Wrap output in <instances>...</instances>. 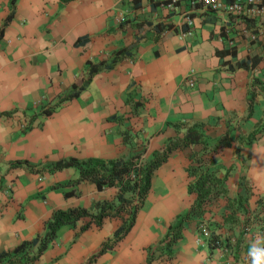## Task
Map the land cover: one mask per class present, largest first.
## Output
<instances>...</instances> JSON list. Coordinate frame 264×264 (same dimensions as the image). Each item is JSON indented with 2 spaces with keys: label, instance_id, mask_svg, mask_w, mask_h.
<instances>
[{
  "label": "crops",
  "instance_id": "1",
  "mask_svg": "<svg viewBox=\"0 0 264 264\" xmlns=\"http://www.w3.org/2000/svg\"><path fill=\"white\" fill-rule=\"evenodd\" d=\"M121 49L128 55L112 62ZM88 64L102 67L85 83ZM253 79L264 82V23L195 0H0V251L44 234L54 211L115 199L117 189L75 184L76 169L49 165L146 161L182 135L177 125L196 124L207 145L224 136L230 145L210 155L203 144L176 150L122 239L99 253L121 220L79 231L84 219L61 226L29 264H264V233L253 222L264 213V93L256 89L249 113ZM195 155L209 159L226 193L183 222L167 255L169 227L196 200L186 171ZM239 196L244 214L231 224L229 202Z\"/></svg>",
  "mask_w": 264,
  "mask_h": 264
},
{
  "label": "trees",
  "instance_id": "2",
  "mask_svg": "<svg viewBox=\"0 0 264 264\" xmlns=\"http://www.w3.org/2000/svg\"><path fill=\"white\" fill-rule=\"evenodd\" d=\"M70 1V0H61ZM169 0H164L168 3ZM128 55L127 51L121 49L113 54L112 62L119 60ZM102 66L88 64V74L85 80L87 83L91 76L98 71ZM83 85L79 87L81 89ZM253 90L247 99V107L251 112L252 103L256 89L260 93H264V82L258 79L251 81ZM76 91L72 92L67 98L74 97ZM45 115L51 113L50 110L42 111ZM177 132L182 133L181 136L168 140L164 147L152 153L150 159L144 161L141 159V154L130 156L126 160L116 159L108 162L100 160H89L87 162H78L74 159L59 161L48 166V171H58L64 168H74L78 171V177L73 182L75 184L91 181L99 190L104 188H115L117 193L115 199L104 200L93 205L91 210L80 207L69 208L67 210L54 211L51 218L45 223V233L37 236L31 241H23L16 247L10 250L0 251V264H29L35 261L41 253L47 248V245L56 237V233L63 225L73 227L78 221L87 219L79 231H84L91 225L100 227L106 218H119L121 225L114 231L110 240L104 242L99 253L109 249L117 241L122 239L124 235L132 227L137 211L143 206L147 194L151 188V180L154 172L165 163L168 158L176 151L187 148L192 145L203 144V155L216 152L219 148L230 145L229 139L224 136L218 141L209 146L203 140V133L198 125H177ZM183 131V132H181ZM204 141V142H203ZM208 158L202 156L193 157L191 164L187 167L189 176L194 177L187 189L189 192L196 194V200L189 210L182 215L176 224L169 227L165 238L163 239L166 254L168 255L169 247L181 237V229L183 222L190 217H199L203 214L205 206L210 202L212 197L224 196L226 193L223 187V177L217 174V170L210 167ZM21 165L20 162L12 164V166ZM241 196L232 202H229L231 209L225 220L231 224L238 221L237 213L244 214L242 209ZM242 222L243 230H246V222ZM253 222L260 227L261 233H264V213L254 216ZM221 242L216 237H211L210 246L220 247Z\"/></svg>",
  "mask_w": 264,
  "mask_h": 264
},
{
  "label": "built area",
  "instance_id": "3",
  "mask_svg": "<svg viewBox=\"0 0 264 264\" xmlns=\"http://www.w3.org/2000/svg\"><path fill=\"white\" fill-rule=\"evenodd\" d=\"M183 0H169L168 6H174ZM205 10L216 14L231 16L242 23H264V0H195ZM184 20L187 25L191 24V18L186 12ZM257 33V32H256ZM263 33V32H261ZM254 34V33H253ZM256 35V34H254ZM256 37V36H254ZM252 37V38H254ZM188 86H193L192 80L187 81Z\"/></svg>",
  "mask_w": 264,
  "mask_h": 264
}]
</instances>
